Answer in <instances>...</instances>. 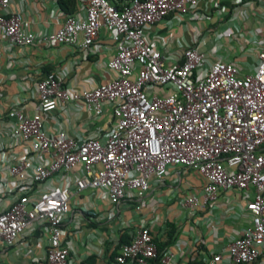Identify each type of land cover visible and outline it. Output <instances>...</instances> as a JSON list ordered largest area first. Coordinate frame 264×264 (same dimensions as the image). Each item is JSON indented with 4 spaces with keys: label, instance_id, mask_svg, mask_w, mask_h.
Returning <instances> with one entry per match:
<instances>
[{
    "label": "built area",
    "instance_id": "obj_1",
    "mask_svg": "<svg viewBox=\"0 0 264 264\" xmlns=\"http://www.w3.org/2000/svg\"><path fill=\"white\" fill-rule=\"evenodd\" d=\"M9 1L0 0L1 11ZM77 1L84 17L68 16L56 31L40 37L21 14L0 12V38L15 45L39 40L86 49L107 30L113 33L115 49L108 62L114 75L107 83L79 92L49 71L37 81L32 115L18 108L6 113L14 119L13 133L28 141L33 153L52 157L47 164H33L24 154L9 166L15 194L10 207L0 211V248L12 247L27 229L44 230V264H70L63 221L73 192L101 189L116 204L133 194L142 197L152 183L163 182L170 166H181L206 179L201 199L195 194L181 199L189 214L214 205L229 190L245 197L253 190L246 201L250 223L244 231L221 251H194L202 264H255L264 256V51L252 73H241L232 62L208 63L196 47L184 49L182 62L167 64L147 40V29L170 13L186 12L197 0H124L120 6L109 0ZM70 101L81 102L95 117L108 104L106 133L76 139L48 131L41 115ZM77 167L84 173L74 187L55 186L35 194V185ZM156 259L175 264L174 253L159 255L154 234L141 225L118 245L112 264H151Z\"/></svg>",
    "mask_w": 264,
    "mask_h": 264
},
{
    "label": "crops",
    "instance_id": "obj_2",
    "mask_svg": "<svg viewBox=\"0 0 264 264\" xmlns=\"http://www.w3.org/2000/svg\"><path fill=\"white\" fill-rule=\"evenodd\" d=\"M109 1L120 6L124 0ZM64 5L66 9L59 0H10L0 12L21 14L29 30L40 37L56 31L68 16L84 17L85 10L77 0H64ZM146 38L161 51L167 64L182 62L184 49L196 47L205 53L208 63L232 62L241 73H252L259 63L258 54L264 51V0H197L186 12L170 13L152 23ZM114 54L113 33L107 30L86 49L39 40L15 45L0 38V211L8 209L14 199L15 178L9 166L24 154L33 164H47L52 157L33 153L30 143L13 133L14 119L6 113L18 108L24 115H32L38 103L37 81L49 71L79 92L107 83L114 75L108 67ZM104 108L105 113L95 117L81 102L70 101L41 116L50 132L61 131L76 139L102 137L110 126L109 105ZM83 173L80 167L57 173L35 185L34 192L74 187ZM205 182L196 170L170 166L163 182L152 183L142 197L133 194L116 204L110 203L101 189L73 192L63 221V245L69 249L70 264H88L90 256H94L93 264H112L121 235L131 236L141 225L151 229L157 244L164 245L162 252L174 253L175 264L199 259L195 248L207 255L221 251L249 225L245 206L253 190L246 197L229 190L214 205L198 207L189 214L181 199L189 194L201 199ZM46 244L44 230L27 229L12 247L0 248V264H44ZM255 264H264V256Z\"/></svg>",
    "mask_w": 264,
    "mask_h": 264
},
{
    "label": "trees",
    "instance_id": "obj_3",
    "mask_svg": "<svg viewBox=\"0 0 264 264\" xmlns=\"http://www.w3.org/2000/svg\"><path fill=\"white\" fill-rule=\"evenodd\" d=\"M59 4L61 5V7L63 9H66L65 8V5H64V0H59ZM173 233V230L171 231V233L169 234V238H171V234ZM130 239V236L128 234H125L123 233L121 235V238H120V243H126L128 242ZM156 241V240H155ZM170 243V241H169ZM157 244V243H156ZM167 244V243H166ZM164 245L162 244H157V248H158V254L161 255L163 252H162V248H163ZM115 254V253H114ZM87 263L88 264H93L94 263V256H90L88 259H87ZM151 264H159V261L158 259L154 260L151 262ZM187 264H202L201 261L197 258H194V259H190Z\"/></svg>",
    "mask_w": 264,
    "mask_h": 264
}]
</instances>
